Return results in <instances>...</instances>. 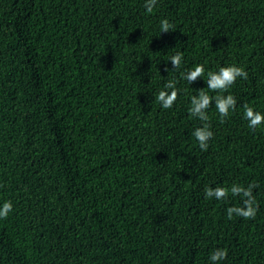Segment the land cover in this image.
I'll use <instances>...</instances> for the list:
<instances>
[{"label": "trees", "instance_id": "trees-1", "mask_svg": "<svg viewBox=\"0 0 264 264\" xmlns=\"http://www.w3.org/2000/svg\"><path fill=\"white\" fill-rule=\"evenodd\" d=\"M230 64L247 78L207 89ZM201 90L237 98L226 117L210 104L206 151L189 112ZM247 106L264 111V0H158L151 13L144 0H0V202L14 205L0 264H210L218 248L221 264H264V126L248 127ZM234 184L254 186V217L228 218L243 206L230 191L205 196Z\"/></svg>", "mask_w": 264, "mask_h": 264}, {"label": "clouds", "instance_id": "clouds-1", "mask_svg": "<svg viewBox=\"0 0 264 264\" xmlns=\"http://www.w3.org/2000/svg\"><path fill=\"white\" fill-rule=\"evenodd\" d=\"M157 2L158 0H144L146 12L151 13ZM170 30H173V26L170 22L167 19L161 20L160 34ZM170 61L173 65V69L179 68L183 63V55L177 53L171 57ZM204 73L205 66L203 64H197L191 70L182 73V76L192 84L197 78L203 77ZM247 75V72L242 67L235 64L221 66L216 71L207 72V80H205L206 88L213 91H226L238 78L246 79ZM177 95L176 82L172 80L168 81L164 85V88L158 92L155 96V100L159 102L163 109H170L177 100ZM213 100L215 101L216 110L222 117L228 116L237 105V98L232 94L212 97L206 91L201 90L198 95H193L191 97L190 114L204 122L202 126L197 127L193 131L192 135L196 138L199 148L204 151L208 149V142L213 137V131L207 123V110ZM243 117L248 122V127L251 129L264 126V111L257 110L252 106H247L244 109ZM253 187V185L244 187L236 184L232 185L230 189L226 187H209L205 189V196L206 198L214 197L217 200H221L228 195L229 191L233 196L239 195L243 200V206L229 207L227 209L228 218L231 219L234 214L244 218H252L256 215L257 211L255 198L253 196ZM13 208L14 205L10 200L0 202V219L6 218L13 211ZM227 256L228 250L226 248H218L209 256L210 264H221Z\"/></svg>", "mask_w": 264, "mask_h": 264}, {"label": "bare ground", "instance_id": "bare-ground-1", "mask_svg": "<svg viewBox=\"0 0 264 264\" xmlns=\"http://www.w3.org/2000/svg\"><path fill=\"white\" fill-rule=\"evenodd\" d=\"M186 89V88H185ZM235 122V121H234ZM210 152V151H209ZM242 167V166H241ZM244 170V169H243ZM235 182V181H234ZM84 199V198H83ZM258 207V206H257ZM264 208V207H263ZM89 214V213H88ZM211 232V231H210Z\"/></svg>", "mask_w": 264, "mask_h": 264}]
</instances>
